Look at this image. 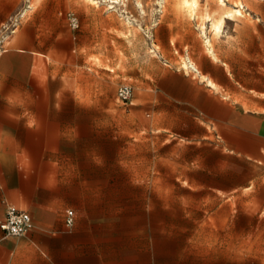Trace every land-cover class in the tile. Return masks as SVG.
<instances>
[{"label": "rangeland", "instance_id": "obj_1", "mask_svg": "<svg viewBox=\"0 0 264 264\" xmlns=\"http://www.w3.org/2000/svg\"><path fill=\"white\" fill-rule=\"evenodd\" d=\"M113 1L0 0V135L18 128L7 118L10 104L41 115L33 127L42 155L74 157L49 182L91 187L88 229L109 255L105 264H264V158L231 155L212 135L195 136L184 127L186 106L174 102L186 88L183 71L201 79L184 63L201 72L198 59L222 53L210 22L205 44L202 19L237 3L242 16L225 25L238 51L234 100L243 103L248 87L264 92V0H190L196 10L182 0ZM250 24L254 65L246 63ZM24 69L26 83L2 73ZM121 85L133 88L126 104L116 99ZM6 146L0 137V155Z\"/></svg>", "mask_w": 264, "mask_h": 264}, {"label": "crops", "instance_id": "obj_2", "mask_svg": "<svg viewBox=\"0 0 264 264\" xmlns=\"http://www.w3.org/2000/svg\"><path fill=\"white\" fill-rule=\"evenodd\" d=\"M247 28L246 63L254 65L255 25L250 24ZM225 32L224 27L219 37L223 49L219 60L210 55L197 60L205 79H197L183 71L186 88L182 89V99L175 98L174 102L186 106L188 124L184 127L197 129L195 136L197 133L202 138L212 135L231 155L262 159L264 92L248 87L247 93H241L243 103L234 100L240 96L238 75L235 74L238 51L226 39ZM2 73L17 83L29 80L25 69L23 72L3 70ZM209 80L222 91L211 87ZM224 94L230 97L226 98ZM8 108H13V113L7 118L18 128L0 135L1 142L7 145L4 155H0V220L5 219L7 210L13 207L31 214L34 229L17 238L7 237L0 230V264H95L96 258L105 264L109 255L104 249H96L95 234L88 229L94 222L93 207L89 205L93 196L87 194L91 187L49 182L56 166L62 169L63 161L74 157L42 155V134L33 127L35 119L42 123L41 115L30 114L31 106L26 103L10 104ZM216 129L220 134L215 133ZM69 210L74 212L75 218L71 228L66 225ZM76 214H81L80 221L86 223L83 230L77 227Z\"/></svg>", "mask_w": 264, "mask_h": 264}, {"label": "built area", "instance_id": "obj_3", "mask_svg": "<svg viewBox=\"0 0 264 264\" xmlns=\"http://www.w3.org/2000/svg\"><path fill=\"white\" fill-rule=\"evenodd\" d=\"M31 6H28L30 9ZM24 17V14L18 18V22ZM68 26L71 30L76 31L80 28L79 18L73 14L68 13L66 15ZM133 95V88L130 85H121L116 93V99L118 102L126 104L130 101ZM75 224L74 212L67 211L66 225L71 228ZM34 229V220L31 214L27 211L18 210L10 207L7 210L6 217L0 220V230L7 237H21Z\"/></svg>", "mask_w": 264, "mask_h": 264}, {"label": "bare ground", "instance_id": "obj_4", "mask_svg": "<svg viewBox=\"0 0 264 264\" xmlns=\"http://www.w3.org/2000/svg\"><path fill=\"white\" fill-rule=\"evenodd\" d=\"M112 3H117V1L115 0ZM221 3L224 4V1L221 0ZM182 4L184 7L191 8L192 10H196L198 8L197 1L182 0ZM240 5H242V4L237 3V5L234 8H232L231 10H228L227 12L219 15L218 17L210 16V14L208 16H206L207 14L205 15V18L202 19L203 24L201 25L200 29H201V35L204 37L206 45H208V46L212 45L211 40L207 36V22L211 23L210 27H211V31L213 32V35L215 37L219 38L223 33L226 20H234L235 18H239L240 16H242V13L239 9ZM218 14H220V13H218ZM184 69L186 71H189V69H190L194 72L200 73L197 66L194 65L193 63H190V62L184 63ZM201 79H205V78L203 76H201ZM207 82L211 87H213V88L217 87L212 81L209 80Z\"/></svg>", "mask_w": 264, "mask_h": 264}]
</instances>
